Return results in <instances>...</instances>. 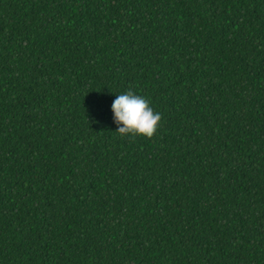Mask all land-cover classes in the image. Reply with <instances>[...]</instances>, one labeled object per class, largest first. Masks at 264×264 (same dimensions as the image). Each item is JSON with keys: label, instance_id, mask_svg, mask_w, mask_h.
Returning a JSON list of instances; mask_svg holds the SVG:
<instances>
[{"label": "trees", "instance_id": "trees-1", "mask_svg": "<svg viewBox=\"0 0 264 264\" xmlns=\"http://www.w3.org/2000/svg\"><path fill=\"white\" fill-rule=\"evenodd\" d=\"M0 264H264V0H0Z\"/></svg>", "mask_w": 264, "mask_h": 264}, {"label": "clouds", "instance_id": "clouds-1", "mask_svg": "<svg viewBox=\"0 0 264 264\" xmlns=\"http://www.w3.org/2000/svg\"><path fill=\"white\" fill-rule=\"evenodd\" d=\"M113 120L117 132L121 135L133 134L151 137L161 119L159 112H154L146 98L131 90L120 93L111 104Z\"/></svg>", "mask_w": 264, "mask_h": 264}]
</instances>
